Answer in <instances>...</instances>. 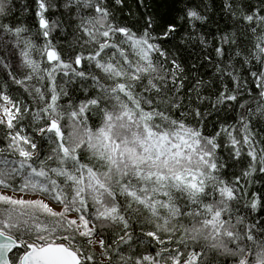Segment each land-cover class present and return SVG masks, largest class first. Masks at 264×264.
Wrapping results in <instances>:
<instances>
[{"label": "snow or ice", "instance_id": "1", "mask_svg": "<svg viewBox=\"0 0 264 264\" xmlns=\"http://www.w3.org/2000/svg\"><path fill=\"white\" fill-rule=\"evenodd\" d=\"M0 264H264V0H0Z\"/></svg>", "mask_w": 264, "mask_h": 264}]
</instances>
